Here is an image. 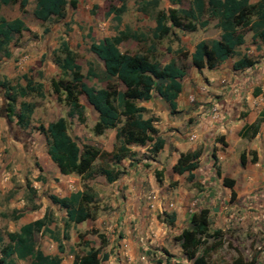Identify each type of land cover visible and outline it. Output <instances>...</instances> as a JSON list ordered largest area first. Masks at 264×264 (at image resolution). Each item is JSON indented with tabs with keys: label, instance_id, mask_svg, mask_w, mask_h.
<instances>
[{
	"label": "crops",
	"instance_id": "obj_1",
	"mask_svg": "<svg viewBox=\"0 0 264 264\" xmlns=\"http://www.w3.org/2000/svg\"><path fill=\"white\" fill-rule=\"evenodd\" d=\"M210 21L204 27L178 33L177 40L186 42L188 46L184 48L181 44L171 53L175 55L176 67L186 65L181 79L182 88L175 99L176 107L171 110L167 100L156 93L137 103L146 111L150 110L146 117L156 116L153 123L157 134L164 139L157 152H152L150 147H130L129 155L118 162H108L109 168L118 173L111 181L99 170L87 178L75 173L61 174L51 160L66 188H60L61 193H46L53 209L48 210L52 215L48 226L60 233V241L40 230L37 243L43 252L58 255L62 264H72L75 252L83 254L88 249L86 241L96 247L104 239L102 252L107 253V258L102 264H163L166 258L163 260L161 257L171 246L178 245L181 251L177 236L187 226L190 214L200 208L208 210L209 228H212L211 216L221 217L218 219L226 222L229 220L227 216L231 218L235 209L244 222L253 224L255 230L264 228V43L253 40L252 33L247 32L245 42L236 54L213 67L198 69L191 61L196 43L220 37L221 31L215 26V19L216 36L209 38L203 34ZM244 54L252 58L253 64L235 69L234 62ZM171 59L165 62L156 60L165 65ZM160 101L165 107H157ZM258 119L254 136L239 135L245 124ZM96 120L97 112L94 123ZM93 125L90 133L103 146L99 148L111 151L116 143V128H106L103 133L95 134ZM107 142L108 145L105 144ZM88 143L94 144L93 141ZM144 148L149 155L139 157L138 152H143ZM188 151L199 152L196 168L190 173L174 171L173 166L181 153ZM241 153L246 158L243 166L239 160ZM214 164L216 170L212 167ZM98 165L99 160H96L94 167ZM224 177L233 178L234 185H224ZM84 180H88L87 185L94 193L91 215L82 222L71 223L69 237L63 238L66 212L52 203L48 195H69L83 189ZM30 188L34 189L32 201L26 195L25 206L29 211H35L40 206L34 200L37 189L29 183L26 191L29 194ZM234 199L243 201L236 207ZM199 204L206 207L198 208ZM25 210L16 211L19 216L15 219L23 217ZM48 211L22 224L41 219ZM219 227L213 225V229ZM59 243L62 250H59ZM16 260L24 259L15 258L14 264Z\"/></svg>",
	"mask_w": 264,
	"mask_h": 264
},
{
	"label": "trees",
	"instance_id": "obj_2",
	"mask_svg": "<svg viewBox=\"0 0 264 264\" xmlns=\"http://www.w3.org/2000/svg\"><path fill=\"white\" fill-rule=\"evenodd\" d=\"M14 0H0V10ZM119 6H110L107 13H113L117 22L121 21V15L126 10L127 0H119ZM177 5L180 0H172ZM186 7H169L167 10L158 8L159 0H140L137 9L144 14L152 15L155 26L152 29V38L160 39L168 35L175 27L184 31H193L197 27L206 26L210 18L216 20L215 26L220 29L218 39L200 40L196 43L191 53L193 65L201 69L204 66L213 67L225 59L236 54L237 49L245 42L247 32L252 33V39H258L264 43V0L251 2L250 0H188ZM28 0H20V5L25 6ZM77 0H36L33 15L42 21H48L53 17H63L66 5L76 7ZM24 28V21L15 17L6 19L0 12V52L9 57L10 43L16 34ZM91 38L89 49L103 64V76L107 84L103 87H95L84 81V73L77 62V53L62 40L59 46L62 58L56 61L61 79L52 80L51 88L55 93H62L63 102L67 106V117H76L84 121V105L80 101L83 95L87 102L97 112V120L92 126L95 134H101L106 128H116V143L111 151L100 149L94 144L85 143L82 146L69 133L66 116H58L48 122L46 126L40 125L38 130L47 137V152L50 159L56 164L61 174L75 173L82 178L91 176L94 170H99L111 181L118 173L109 168V161L118 162L121 158L130 154L131 145L144 146L151 144L150 150L157 152L164 139L159 136L152 116L145 117L146 108L138 105L140 101L148 100L153 94H159L167 100L171 110L176 107V97L181 91V79L186 72V65L175 66V60L165 65L153 59L149 54L131 53L122 51L120 43L133 39L141 41L144 35L129 27L118 30L114 35L105 36L102 39ZM253 64L251 57L245 54L234 62L235 69H241ZM86 76L99 77L98 72L90 66ZM26 83L19 87H5L4 96L7 99L8 118H16L20 128H26L34 111V103L22 100L16 108L17 96L25 97L29 93L41 94L42 82H34L24 76ZM115 79L117 84L110 80ZM5 86L3 82H0ZM259 119L245 124L239 131L243 137H252L257 132ZM222 140V139H221ZM198 151L181 153L173 170L189 173L197 166ZM254 159V158H253ZM99 160L98 167L94 162ZM240 164L246 163L245 154L241 153ZM96 168V169H95ZM224 185L232 187L234 179L223 178ZM34 189L30 188L28 199L32 201ZM52 203L62 207L65 212L62 237L68 238V228L71 223H79L86 220L92 212L94 202L92 189L85 185L84 188L73 191L69 195L59 196L49 194ZM19 215L15 214V218ZM52 221L51 212H46L41 219L22 224L18 230L7 232V242L0 233V264H14V259H30V264H62L58 255L47 254L39 247L37 236L40 230L57 241H60L59 232L48 225ZM209 214L206 208H201L190 214L188 224L184 227L177 240L186 262L190 264H208L206 251L199 253V248L206 236L212 233L217 235L220 229L210 231ZM212 232V233H211ZM81 237V235H79ZM83 253H74L72 264H102L107 258V253L102 252L105 244L101 239L98 246H90ZM214 246V243L212 244ZM59 250L62 246L59 243ZM231 264H253L238 256Z\"/></svg>",
	"mask_w": 264,
	"mask_h": 264
},
{
	"label": "rangeland",
	"instance_id": "obj_3",
	"mask_svg": "<svg viewBox=\"0 0 264 264\" xmlns=\"http://www.w3.org/2000/svg\"><path fill=\"white\" fill-rule=\"evenodd\" d=\"M139 1L127 0L126 10L122 13L120 22L114 19L113 13H107L110 6L120 5L119 0H77L75 8L66 5L63 17H53L48 21L39 20L33 15L36 0H28L25 6L20 5V0H14L1 7L0 12L6 19L19 17L24 21L23 30L16 34L10 43L11 55L6 57L0 52V82L5 85L0 84V233L4 239L7 240L8 231L18 229L23 222L40 217L45 211H53L46 193L54 191L61 193L60 188H66L60 182L57 168L48 156L47 137L38 130L40 125L46 126L60 115L67 117L68 108L63 102V94L55 93L51 88V81L62 77L55 63L62 58L59 51L62 40H66L77 53V62L85 75L84 81L97 88L105 86L108 81L102 73V61L89 49L91 38L87 36L88 32L94 40H99L129 27L143 34L144 39L141 41L127 39L120 43V49L131 53L149 54L151 58H158L163 62L171 57L174 59L175 55L171 53L181 44L187 48L186 42L177 40L181 30L175 27L165 37L153 39L152 29L155 21L152 15L144 14L137 9ZM180 1L177 5L172 0H159L158 8L167 10L169 7H186L189 4L188 0ZM210 20L208 28L203 30V34L209 38L217 34L213 26L214 19ZM251 43L249 39V44ZM177 57L181 60L180 55ZM90 66L98 72L99 77L86 76ZM25 75L34 82H42L44 90L41 94L17 96L16 108L22 100L35 105L29 125L22 129L17 125L15 117L8 118V102L4 93L5 87L25 85ZM110 81L117 84L115 79ZM80 101L85 108V119L79 121L76 117H67L69 132L81 146L93 141L96 146L103 147L90 133L96 112L83 95L80 96ZM163 106L161 101L157 105L159 108ZM149 111L143 113L145 117L150 115ZM151 116L156 117L154 114ZM108 138L105 137L107 141ZM105 144L108 145V142ZM150 145L131 147H151ZM146 152H148L146 148L143 152H138L139 157L149 155V152L148 154ZM212 167L216 170V164ZM29 183L37 189L34 200L40 206L35 211H29L27 209L29 207L25 206L26 195L29 196V192H26ZM84 183L87 185L88 180H84ZM232 201L238 207L243 200ZM199 205L198 208L206 207ZM21 209L27 211H24L26 213L23 217L16 220L14 217L16 211ZM232 213L233 216L231 218L227 216L229 220L226 222L220 221L221 217L211 216L210 231L214 230L215 224L220 226L217 228L220 232L217 235L211 232V236H206L199 253L206 251L208 264H231L238 256L243 257L245 261H252L253 264H264V228L261 231L255 230L252 223L244 222L243 218H240L237 209ZM177 247L178 245L171 246L164 257H161L163 260L166 258L163 264L191 263L186 262L183 253ZM116 258L119 260V256ZM16 264H30V259L16 260Z\"/></svg>",
	"mask_w": 264,
	"mask_h": 264
}]
</instances>
